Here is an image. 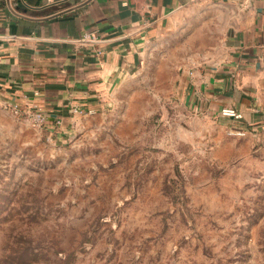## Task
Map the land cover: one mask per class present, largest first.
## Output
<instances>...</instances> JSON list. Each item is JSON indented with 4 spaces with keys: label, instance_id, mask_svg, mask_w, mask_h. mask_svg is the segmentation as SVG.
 <instances>
[{
    "label": "rangeland",
    "instance_id": "rangeland-1",
    "mask_svg": "<svg viewBox=\"0 0 264 264\" xmlns=\"http://www.w3.org/2000/svg\"><path fill=\"white\" fill-rule=\"evenodd\" d=\"M228 14L174 13L108 108L60 138L3 119L0 264H264V124L184 99L225 58Z\"/></svg>",
    "mask_w": 264,
    "mask_h": 264
},
{
    "label": "crops",
    "instance_id": "crops-1",
    "mask_svg": "<svg viewBox=\"0 0 264 264\" xmlns=\"http://www.w3.org/2000/svg\"><path fill=\"white\" fill-rule=\"evenodd\" d=\"M198 1L206 0H0V127L27 121L34 105L46 117L41 132L60 138L81 116L104 112L166 21ZM211 1L229 13L219 17L229 24L226 56L190 75L184 99L207 117L239 112L254 130L264 124V0Z\"/></svg>",
    "mask_w": 264,
    "mask_h": 264
},
{
    "label": "built area",
    "instance_id": "built-area-1",
    "mask_svg": "<svg viewBox=\"0 0 264 264\" xmlns=\"http://www.w3.org/2000/svg\"><path fill=\"white\" fill-rule=\"evenodd\" d=\"M83 41H94V36L90 34H84L81 38ZM10 109L12 111V114L15 116H20L21 109L19 105L14 104L10 106ZM73 112L80 114L79 111L76 109L73 110ZM24 116H26L27 121L31 124L32 127L41 130L44 125L46 124V117L45 115L38 109L37 106H26V111H24ZM221 114L227 117H230L234 120H241L242 114L239 112H236L232 109H222Z\"/></svg>",
    "mask_w": 264,
    "mask_h": 264
}]
</instances>
